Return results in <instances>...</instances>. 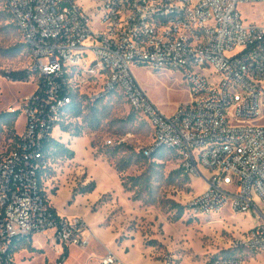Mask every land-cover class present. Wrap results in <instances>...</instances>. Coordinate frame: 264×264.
Here are the masks:
<instances>
[{
	"label": "built area",
	"instance_id": "obj_1",
	"mask_svg": "<svg viewBox=\"0 0 264 264\" xmlns=\"http://www.w3.org/2000/svg\"><path fill=\"white\" fill-rule=\"evenodd\" d=\"M3 1L31 52L36 89L18 109L25 125L17 147L0 155V264H11L15 249L39 234L64 248L89 246L88 224L58 215L41 175L53 167L51 146L70 123L72 103L112 94L150 124L146 159L170 151L187 177L205 181L186 203L191 218L228 209L259 216L231 244L232 255L207 264H246L264 254V21L242 14L264 0ZM136 67L179 73L190 102L165 114ZM100 264L126 263L108 252Z\"/></svg>",
	"mask_w": 264,
	"mask_h": 264
},
{
	"label": "rangeland",
	"instance_id": "obj_2",
	"mask_svg": "<svg viewBox=\"0 0 264 264\" xmlns=\"http://www.w3.org/2000/svg\"><path fill=\"white\" fill-rule=\"evenodd\" d=\"M242 14L250 23H260L264 21V4L242 7ZM23 45L0 0V115L19 111L23 100L36 89L33 76L22 82L12 78L14 73L32 69L26 48L12 54ZM134 73L167 115L191 100L189 88L177 72L136 67ZM81 105L82 115L78 118L72 113L68 130L55 136L75 152V157L67 164L70 159L56 152L53 162L61 169L62 184L83 170L94 178L93 182L109 189L90 212L67 202L64 194L57 199L60 217H78L88 224L89 246L64 248L49 241L50 234H39L15 249L11 264H100L108 252L126 264H163L167 256L173 257L175 264H207L214 257L232 255L231 244L244 239L260 222L254 212L244 215L230 209L219 215L191 218L186 203L205 191V181L187 177L179 158L170 151L162 150L152 159L143 157V151L154 143V133L125 97L112 94L94 106L88 100ZM19 113L16 120H6L10 124L0 132V155L12 152L24 131L25 119ZM95 120L100 122L98 128L92 127ZM130 158L131 167L120 174L117 166L125 165ZM131 178L138 180L131 182ZM123 179L127 188L122 185ZM66 253L69 257L64 259ZM246 260V264H264V254Z\"/></svg>",
	"mask_w": 264,
	"mask_h": 264
},
{
	"label": "crops",
	"instance_id": "obj_3",
	"mask_svg": "<svg viewBox=\"0 0 264 264\" xmlns=\"http://www.w3.org/2000/svg\"><path fill=\"white\" fill-rule=\"evenodd\" d=\"M56 133L55 136L58 137L60 131L58 130ZM58 141L60 142V139H58ZM70 163L71 160H69L67 164ZM60 171L61 169L56 168L53 162V167L42 177V189L45 194H47L50 204L57 213L60 212V208L57 206L56 202L62 194H64L67 202H70L74 206H80L87 212H90L93 207L98 204L102 194L109 192V189L106 190V188L100 187L98 181L93 182L94 178L89 176V174L83 170H79V174L74 176L71 181L62 184V174ZM92 183L96 184L95 191L86 194L82 193V191Z\"/></svg>",
	"mask_w": 264,
	"mask_h": 264
},
{
	"label": "trees",
	"instance_id": "obj_4",
	"mask_svg": "<svg viewBox=\"0 0 264 264\" xmlns=\"http://www.w3.org/2000/svg\"><path fill=\"white\" fill-rule=\"evenodd\" d=\"M7 9V8H6ZM9 13V12H8ZM9 15H10V13H9ZM11 16V15H10ZM11 19H12V17H11ZM13 21V20H12ZM13 24L15 25V23L13 22ZM15 27H16V25H15ZM17 28V27H16ZM24 43V42H23ZM24 48H26L27 50H28V52H29V55H30V57H31V59H32V55H31V52H30V50L28 49V47H27V45L24 43V45H23V47L21 48V49H13L12 50V54L13 55H16V54H19V53H22L23 52V50H24ZM30 76H33V78H34V72L33 71H31L30 70V72H18V73H14V74H12V78H13V80L14 81H19V82H22V81H25V80H28L29 79V77ZM95 103H98V102H95ZM95 103H93V106L95 105ZM82 102H79V103H77L76 101H74L73 103H72V105L69 107V112H70V115L72 114V113H76V116L79 118L81 115H82V112H83V109H82ZM19 115H20V113H19V111H17V112H15V113H5V114H2V115H0V132L3 130V127L4 126H8L10 123H5L6 122V120H9V119H14V120H16L18 117H19ZM69 119H70V116H69ZM69 124L70 123H65V124H63L62 125V130H63V132H65V131H67L68 130V128H69ZM94 124L95 125H93L92 127H95V128H98L99 126H100V122L99 121H94ZM78 136V135H77ZM18 141H19V137L17 138V143H18ZM17 143H16V147H17ZM15 147V148H16ZM51 149H52V151H53V153H54V155H55V153L56 152H60V153H62V155L63 156H66L68 159H73L74 157H75V152L74 151H72L71 149H69L68 147H66L65 145H63L62 143H59L58 141H55L53 144H52V146H51ZM142 155H143V153H142ZM143 157H144V155H143ZM145 158V157H144ZM125 165H118L117 166V171L120 173V174H122V173H124L128 168H130L131 167V164H132V158H130V159H128V160H126L125 161V163H124ZM46 172L47 171H45L44 173H42V175H41V185H42V177H43V175H45L46 174ZM138 180V178H131L130 179V181L131 182H136ZM125 180L123 179V186L125 187V188H127L126 187V185H125V182H124ZM134 186H137V185H134ZM95 189H96V184L95 183H92V184H90L87 188H85L83 191H82V193H84V194H86V193H92V192H94L95 191ZM46 197H48L47 196V194H46ZM185 209H186V207H185ZM182 211H183V209H182ZM69 256H68V253H66L65 254V256H64V258L65 259H67Z\"/></svg>",
	"mask_w": 264,
	"mask_h": 264
}]
</instances>
